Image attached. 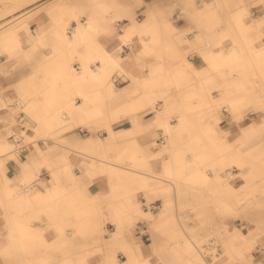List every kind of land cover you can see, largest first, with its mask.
Instances as JSON below:
<instances>
[{
	"label": "bare ground",
	"instance_id": "bare-ground-1",
	"mask_svg": "<svg viewBox=\"0 0 264 264\" xmlns=\"http://www.w3.org/2000/svg\"><path fill=\"white\" fill-rule=\"evenodd\" d=\"M28 1L34 2L37 0ZM88 1V4H85L83 1L69 4L64 0H57L52 5H49L51 9L63 11L61 16L66 15L69 17L67 20L60 17L56 21L57 24L63 26L64 33L67 32L68 28H71L73 36H66L70 44L80 46L84 41L88 42L89 40L93 42V35L99 28H103L112 22L116 23L120 21V18L124 17L127 18V22L123 26L121 24L124 30L122 34L118 35L117 44L109 50L101 49L102 56L100 58L102 64L97 67L96 72L89 68L88 62H84L82 60L83 57L80 56L78 60L82 63V70L79 73L74 72L75 75L94 76V74H99L108 77L115 70L124 72L123 62H125L128 55L124 57L120 55L113 56V48L121 50L123 45L130 44L134 53L141 49L144 53H147L149 48L158 45L165 37L167 40L166 46L171 49L172 57H175V59L181 57L185 51L181 52L177 47L182 42L188 43L189 48L187 50H196L195 52L198 56L197 63H203L202 68H196L194 64L192 66L198 74L207 75L213 72H231V82L222 86L223 92L220 96H210L209 94L211 93H206L207 90L199 94H184L183 105L187 108L185 112L195 108H204V113H206V115L201 117L204 120L202 130L197 134L191 135L186 142L184 150L189 151L188 153L191 154L188 156L187 153V160L184 161L185 151L173 149L175 142L172 136L185 127V124L189 121V116H187L188 114H181L177 116L178 124L171 123L168 114L171 112V107L173 106L172 99L167 96L166 92H159L156 89L160 85L158 84L159 81H163L164 78L167 80V77L171 76L178 77L182 73H185L188 68L179 62L170 72L163 65L151 66L145 78L131 73L134 77H131L133 81L126 94L130 96L131 94L141 92V95L135 101L133 107L130 109L125 108L126 110L122 115L121 121L129 122L130 126L128 128L139 127L142 129L143 131L140 134L143 136L140 140H133L134 143L127 146L123 151V156L126 158L124 162H127L130 167L124 164L112 163L103 151V143L101 141L96 142L90 138L78 141L74 148L68 147L69 152L64 153L62 156L65 170L71 167L69 159L70 151L77 150L82 157L84 156L83 154L91 157L84 171L89 176L97 177L98 179L96 178L95 180L105 188H111L115 191L123 190V194H106L104 198L109 209H112L116 214L122 213V216L126 214L129 219L133 216L152 217L151 214L144 213L133 207L131 193L135 189L147 188L154 192L166 194L168 197L166 203L169 205L171 186L177 185L181 180H185L188 184L201 188H208L213 185L218 186L223 194L215 197L214 203L222 209L230 208L231 195L239 197L233 204H240L251 193L252 188L248 185V180L240 186H233L228 180V178L233 177V170L227 172L226 177L224 168L225 165L231 166L232 163H235L243 171L248 170L249 174L252 173L255 164L252 157L255 155L264 156V108L258 120L245 124L236 133V138L240 139L242 143L252 145L245 151L247 156L243 154H236L234 156L224 155L227 149L224 141L228 136V132L222 131L220 135H217L214 131L216 128L220 129L221 127L222 118L218 113V108L222 103L229 105L230 113L234 115L235 120H242L243 108L247 104L248 99L253 97L259 98L264 91V86L258 79L264 76V40L262 39L263 31L260 28L264 18H258L253 23L246 24L245 18L249 11L246 0H168L169 2L167 3H164V0H150L146 4L147 18L141 22L137 21L135 17L136 12L134 8L136 4L132 1L140 2L143 0ZM0 2H4L5 6L12 4L16 8L19 6L21 0H0ZM86 8L90 11V17L87 20H83L81 16ZM167 8H169L168 10L172 15L175 11H178V16L182 18L177 17L169 20L167 18L168 14L165 13V9ZM110 11H112V16L107 19L99 18L102 12L110 13ZM219 16H229V19H221ZM181 20L197 23L199 32L196 33L193 40L187 38L183 33L186 25L181 24ZM29 22V20H25L21 25L5 26L0 31V48L8 50L10 45L16 43L18 40V29L24 28ZM68 22L75 23L73 26L68 27ZM203 29L205 35L202 34ZM164 30H166L165 32L168 36L163 34ZM177 31L182 33L177 34ZM255 31L257 32L254 33ZM148 32L151 33L150 40H145L143 36ZM255 37H258V45L254 44ZM226 40H231L230 46L224 44ZM97 51L94 50L98 54ZM160 53V51L156 52L159 55ZM98 57L93 56V59ZM110 88H108V92L111 91ZM195 97L197 100L194 99ZM158 104L159 109H157ZM97 111L92 109V114L90 115L92 120L99 117V114L96 113ZM140 111H144V114L137 115L136 112ZM148 113H152V116L148 118V124L145 125L142 119H146V114ZM60 115L59 118H61ZM35 118L38 122L43 120V116L41 115L35 116ZM159 129L162 131L158 133ZM41 133L47 135L48 130H42ZM129 133L133 134L132 132H128L127 134ZM163 136L167 137V144H164L165 139L162 142H157ZM206 139L220 142L219 144L213 143L214 148H208L206 142H204ZM10 147L11 144L7 142L0 143V155H2L1 152L9 150ZM158 152L167 155L170 161L157 165L159 168H154L152 167L153 165H149V162ZM138 157L141 160L143 169L146 170L145 173L140 172L138 174L133 168L135 165L134 159ZM1 160L0 170L3 169L4 165ZM47 166L52 168V165L48 164ZM23 169L32 171L33 168L30 164H25ZM208 171H211L213 176H208ZM224 177L228 181H223ZM72 181V186L78 185L77 179H72ZM51 184L48 185L44 193V195H47L44 197L45 211H51L52 204L66 203V207H61L63 210L59 211V217H64L63 215L69 214L71 211L72 214L75 210L74 204L78 203L77 197L72 201H68L67 195H64L62 190V188L67 187H60L53 180H51ZM87 200L84 201L85 204L83 206L85 209L83 213L75 211L74 218L76 220H81L82 215L85 213L93 215L89 210L90 204L94 200L89 198ZM165 214L162 211L159 213V221L162 220V216ZM123 228V226L119 225L115 236L123 237L125 234ZM95 230V228H89L88 233L93 235ZM171 236L167 245L169 250H167L177 257L155 259L150 264H156V262L161 264H242L248 259L247 253L253 244V230H249L247 233L235 230L231 235V242H229L228 238L223 240V238L218 237V246L215 245L209 250L205 248L204 240L191 237L187 233H183L182 235L178 228L172 229ZM128 245L131 247L129 242ZM153 249L151 245L138 246L136 250L140 258H133V253L129 252V260L125 264H148V260L141 259V257H146L148 254L152 255ZM126 250L131 251L132 249L127 248ZM204 255L212 256V262L208 263ZM237 256L241 258L239 259V263ZM72 263L71 259H65L62 264ZM113 264L119 263L114 261ZM261 264H264V262Z\"/></svg>",
	"mask_w": 264,
	"mask_h": 264
},
{
	"label": "crops",
	"instance_id": "crops-1",
	"mask_svg": "<svg viewBox=\"0 0 264 264\" xmlns=\"http://www.w3.org/2000/svg\"><path fill=\"white\" fill-rule=\"evenodd\" d=\"M149 1L150 0H143L140 2L132 1L136 6L141 3L145 4V16L142 20L137 21L141 22L147 18L146 4ZM83 2L85 4L89 3L88 0H83ZM167 2L169 1L164 0V3ZM247 2H249V0ZM168 9L169 8L165 9V13L168 14L167 18L169 20L177 17L182 18L178 16V11H175L172 15ZM46 10L51 11L55 9H51V6H48ZM249 11L251 12L252 18L249 19L246 17V24H251L258 18H264V3L250 6ZM59 12L60 15L57 19L63 17L67 20L69 18L66 15L61 16L63 11ZM111 12L112 11H110V13L102 12L99 18L107 19L112 16ZM89 17L90 11L86 8L81 18L87 20ZM135 17L137 19V14H135ZM219 18L229 19V16H219ZM48 19L49 17L44 14L36 16L35 20L31 21L30 26L29 22L24 28L18 29V40L16 43L10 45L8 50L0 48L1 53L4 52L7 54V59L4 61L2 60L3 56L0 57V89H6L3 93H1L0 90V143L7 142L11 145L13 143L16 145V141L13 138V136L16 135L21 144L28 143L24 142L21 132L32 131L26 124L32 127L36 126L37 123L35 120L31 119V115L43 116V120L38 122L37 131L41 133L42 130H48L49 134L52 127L63 121L68 113L73 122L71 121L66 127L72 128L80 122L95 125L101 119L105 120L107 118L106 116L111 112L116 115L119 113L123 115L126 110L124 107L123 109L118 108L119 106H117V103L129 101L127 99L130 97H127L126 94L120 91L123 90L126 93V91L130 89L133 81L132 79L127 86L121 85L120 87L121 80L118 78L117 82L114 81L116 75H112L111 80L115 82L112 81L115 87L122 88L118 91L114 89L110 83L109 79L112 73L108 77L99 74H94V76L74 74V72L79 73L82 70V63L78 60L80 56L83 57L82 60L84 62H88L89 68L96 72L97 67L102 64L100 58L102 56L101 49L109 50L112 46L116 45L117 37L119 34L123 33L124 29L115 32L114 23L112 22L95 31L93 35L95 44L94 40L93 42L88 40V42L84 41L82 45L76 46L70 44L66 39V36H73L71 28H68L67 32L64 33L62 29L63 26L57 24L56 19L54 22L56 43L41 47L39 43L43 40V35L48 29ZM123 19L126 20L127 18H120V20ZM68 23V27L74 25L72 22ZM180 23L186 25L183 33L187 38L193 40L196 33L199 32L197 23L194 21L185 22L184 20H181ZM217 28L219 27L217 26ZM260 28L264 31V21ZM165 31L166 30H164L163 34L168 36ZM256 32L257 31L254 33ZM181 33L182 32L177 31V34ZM150 36L151 33L148 32L143 37L145 40H150ZM262 39L264 40V37ZM166 42L167 40L164 37L158 45L149 48L147 53H144L142 49L134 53L130 44H125L121 50L113 48L112 55H120L122 57L128 55L125 62H123L124 73L129 74L130 77H134L131 73H134V66L138 61L143 62L147 60L145 64L148 66V69L151 66L160 65L165 66V68L167 67L163 60L166 56L171 59L172 55L171 49L166 46ZM93 44L94 47L92 48ZM224 44L230 46L231 40H226ZM177 48L181 52L186 51L189 48L188 43L182 42ZM33 50L39 52L34 57L29 53V51ZM94 50H98V54L95 53ZM157 51L161 52L160 55L156 54ZM195 51L192 52L196 54V59H198ZM149 55L155 56L152 62H150L152 57H147ZM93 56L99 57L93 59ZM72 58L78 60L81 65L79 62H73ZM170 65H172L171 61ZM146 75L147 73L139 77L145 78ZM124 81H126V83L129 82L128 79ZM108 88H110L111 91L108 92ZM21 97L25 99L23 103ZM92 109L98 110L96 113L99 114V117L95 120H92L90 117ZM191 112L193 111L183 113L190 114ZM142 113L144 114V111L136 112L137 115ZM59 114H61V118H59ZM87 115L88 117H86ZM122 115H120L121 119ZM148 118L142 119L145 125L148 124L145 122ZM105 123L109 126L106 127L108 130H111V133L107 132L108 134L104 139L97 136H92L91 139L103 143V151L107 158L111 156L109 155L108 148L118 143L117 139L119 137H125L128 132L133 133L136 129L139 134V127L128 128L130 124L127 121L122 122L121 125L123 126L124 123V127L118 128L117 130L114 129L111 124H108V122ZM8 130H11V132L13 130L14 132L10 133L6 139L5 132ZM81 130H84V128L78 126L73 129V131H77V133H66V143L58 144L57 146L65 148L66 151H64V153H67L69 152L68 147L74 148L78 141L90 139H83L84 135L81 133ZM158 131L160 132L162 130L159 129ZM76 134L83 137L80 136V138ZM28 137L30 138V136ZM36 141L37 146H43L44 142L42 139ZM29 148L30 152L33 151L34 144L31 143ZM38 150L39 152L36 151L30 160L27 159L28 156L24 158L16 149L12 151L16 154V159L10 158L6 160V153L0 155V160L2 159L1 161L4 163L3 169L0 170V264H47L49 262L62 264L65 259H71L73 262L72 264H113L114 261L119 264H125L129 260V252L133 253V258H140L136 250L138 246L151 245L154 248V243H152L153 232L145 221L136 222L134 234L128 228V224L131 221L143 219L144 217L133 216L129 219L126 214L122 216V213L116 214L111 209L108 214L112 216L114 222L110 220L106 221V217L109 215L101 210L105 207L109 208L104 196L106 194H123L124 192L121 189L115 191L111 188H105L95 180L97 177L95 178L86 174L84 168L87 163L90 162L91 157L85 154H83L84 156L82 157L77 150L70 151L69 159L71 167H69V169L60 171V167L63 170L65 169L63 166L64 160L62 159V164L60 166H52L49 170L47 167L45 168L43 164L41 165V163L44 162L43 156L41 155L43 154V149ZM56 152V150H53L51 155H46V157H49L51 163H58V152ZM64 153L61 156H63ZM54 157H56V159H54ZM137 160L140 162L139 157ZM169 161L170 159L168 158L164 163H168ZM25 164H30L33 168L32 171L24 170L23 167ZM149 165H153L152 167L154 168H159V166L154 163L150 164L149 162ZM136 168L134 169L138 174H140V172H146L144 169L139 167ZM244 174L246 176L250 174L255 175L250 177L251 179L249 178L248 185H250L252 189L257 188L258 193L253 196L248 195L245 199V203L243 200L238 205H234L233 203L235 202L232 200L231 206L228 209L220 208L214 203V198L216 196L213 198L211 197L210 200L215 204V209L213 207L210 208L211 213L207 210L205 219L211 221L209 223L211 225H219V212H229L232 215V213L238 212L239 206H241V208L245 206L246 212H243L241 215L246 216L248 220H233L231 216V224L235 222V224L245 230L246 233L249 230H253V242L259 241V243L264 244V169L262 168L258 172L252 171V173L249 174L248 171L245 170ZM208 176L211 177L213 174H208ZM56 178L58 179V182L56 181L58 186L67 187L62 188V190L63 194L67 195L66 198L68 201H72L76 197L78 199V203L74 204V212L71 214V211L69 214L63 215L64 217H59V211L63 210L61 207H66V203L52 204L51 211L48 212L44 209V193L46 192V188L41 186L39 182H41V180L49 181ZM72 179H77V186L71 185L73 182ZM90 179L95 180L96 183L92 182ZM244 183L245 181L243 180L240 184L242 185ZM94 184L97 188H100L96 193L90 191V187ZM217 187L218 186L213 185L208 188H200L205 191H213V188ZM140 189L141 188H137L131 193L133 207L138 210L140 209L136 195ZM222 194L223 192L220 190L218 196ZM87 198L94 200V202L90 204L89 210L93 215L91 216V214L88 215L85 213L82 215L81 220H76L74 218L75 211L84 212L85 208L83 205L85 204L84 201H88ZM179 206L180 205L175 204L173 207L177 219H179L178 211L181 209ZM142 212L150 213L152 216L159 215V211L153 214L143 210V208ZM187 213L188 209H185V221L187 220ZM158 222L161 224V222H164V219L161 221L158 219ZM119 225L124 227L123 232L126 238L124 235L123 237L115 236ZM179 225L182 226L181 221H179ZM74 226L75 233L73 234L71 231ZM89 228L96 229L93 235L88 233ZM107 230H109L110 233H107ZM135 238L140 239L135 240ZM219 238L225 240L228 237L226 236L224 238L220 235ZM229 238L231 241V236ZM201 239H203V237H201ZM127 241L131 244V247L128 245ZM147 241L149 242L148 244L146 243ZM76 243H78L79 247H81L80 245L82 244L93 243L100 251L90 256L86 251L87 248L85 249L84 246L83 249L78 248L77 251ZM127 248H131L132 250H126ZM176 257L177 256H174L171 251L153 249L152 255L148 254V256L141 257V259H147L148 264H150L153 260L158 258L170 259ZM207 257L212 259L210 255ZM156 264L161 263L156 262Z\"/></svg>",
	"mask_w": 264,
	"mask_h": 264
},
{
	"label": "rangeland",
	"instance_id": "rangeland-1",
	"mask_svg": "<svg viewBox=\"0 0 264 264\" xmlns=\"http://www.w3.org/2000/svg\"><path fill=\"white\" fill-rule=\"evenodd\" d=\"M54 1L57 0H37V1H26V0H21L19 6H17L16 8L12 5V4H8L7 6H5L4 2H0V31L6 26H10V25H21L23 24V22L25 20H29V26L31 24V21L35 20L36 16H39L41 14H44L46 16L49 17V21H48V31L46 30L44 35H43V40L39 43L41 47L46 46V45H50V44H54L56 43V39H55V20L58 18V16L60 15L59 10L55 9V10H46V7H48L49 5H52V3ZM65 2L69 3V4H73V3H80L83 0H64ZM147 1V0H144ZM248 0H246V3L248 5V7L250 6H255L258 5L259 3H264V0H249V2H247ZM25 2V4H24ZM144 3H141L137 6H135L134 10L137 14V20H142L145 16V12H144ZM12 8V9H9ZM247 17L249 19L252 18L251 12L248 11V15ZM127 20L123 19L120 20L116 23L113 24V26L115 27V32H118L119 30L121 31L122 26L124 23H126ZM75 22H72V24H74ZM122 24V26H121ZM251 31V30H250ZM199 34V33H198ZM202 34L205 35V31L204 29L202 30ZM264 37V31H263V36ZM254 44L258 45L259 44V40L258 37L254 39ZM29 53L32 54V56L34 57L37 53L36 50L33 51H29ZM3 56L2 60H6L7 59V54L6 53H1L0 52V57ZM147 57H152V59L150 60V62H152L155 59V56L153 55H149ZM160 57V56H157ZM187 58V59H186ZM147 59V58H146ZM73 62H79L76 59L72 58ZM147 61V60H146ZM145 60L143 62L138 61L136 62V65L134 66V75H139V76H143L147 73L148 71V66L145 64L146 62ZM149 61V60H148ZM166 63V68L169 69L168 72H170V70L172 68H175L176 64L178 65V63H182L184 67L188 68V70L185 73H182L180 76L178 77H167V80L163 81H159L158 84H160L158 86V88L156 90H158L159 92H166L167 96L169 98L172 99L173 102V106L171 107V112H169L168 114V118L169 121H171V123H177V116L181 115V114H186L183 113L185 112V110L187 108L184 107L183 102H184V94H191V93H195V94H199L201 92H205L206 93H211L209 94L210 96H220L222 94V86L231 82V72L229 73H208L207 75H203V74H198L196 72V70L194 68H192V66L196 65V68H202L203 64L202 63H197V59H196V54L192 52V50H186L181 57L176 58L172 57L171 59L166 56L163 60ZM170 61L172 63V65H170ZM79 64L81 65V63L79 62ZM194 64V65H193ZM175 66V67H174ZM165 67V66H164ZM112 75H116L119 76V80H121V85H126L129 84L131 82V77L129 74H126L124 72H120V71H114L112 72L111 76H110V83L112 85V87L118 91H120L119 87H115V85L113 84V80L112 79ZM113 76V77H114ZM128 79L129 82L126 83V80ZM261 83L264 86V76L259 77L258 78ZM113 81V82H112ZM115 83V82H114ZM179 89V90H178ZM1 93H3L6 89L1 88ZM16 90L18 91V89L16 88ZM120 92H123L124 94L125 91L121 90ZM180 94V95H179ZM141 95V92H138L137 94H131L130 96L126 94L127 97H130L129 101H125L123 103H117L119 106L118 108H126V109H130L131 107L134 106L135 101L138 99V97ZM22 98V103L25 101V99L23 97ZM195 100H197V98H194ZM260 100V101H259ZM261 102V103H260ZM263 104V105H262ZM264 108V91L261 93V96L259 98H250L247 101V104L245 105V107L243 108V118L242 120H235L234 119V115L232 113H230V107L229 105L222 103L219 108H218V113L221 115L222 121L220 123V129L216 128L214 132L217 133V135H220V132H228V136L225 139V144H226V151L224 152V155L226 156H234L236 154H243L244 156H247L245 153L246 149L250 148L252 145H250L249 143H242V141L240 139L236 138V133L238 132V130L243 127L245 124L252 122L253 120H258L260 115L262 114V110ZM157 109H159V104L157 105ZM26 110V109H25ZM204 108H195L190 114H188L187 116H189V121L187 122V124H185V127L178 132L177 134H173V140H174V147L173 149L176 151H181L185 149V145L186 142L188 141V139L190 138L191 135L193 134H197L200 132V130H202L203 128V119L201 118L202 116L206 115V113H204ZM189 111V110H188ZM187 111V112H188ZM68 113V111H67ZM120 115H122L121 113L118 114V116L114 113H109L106 117V119H101L97 124L95 125H90L88 123H77L74 127L72 128H67L66 125L69 124L71 121L73 122V120H71V118L69 117V113L66 114V117H64L63 121H61L60 123L54 125L51 129V132L47 135L45 134H41L37 131V127H38V121L35 118V115H31V119L35 120V122L37 123L36 126H31L29 124H26L28 128H31L32 131L31 132H21V134H23V139L24 142H29V141H35L33 142L34 144V148L33 151H31L28 154V160H30V158L32 157V155L37 151L39 152L38 149H43V154H41L43 156V160L44 162L41 163V165L43 164L45 166V168L47 167L49 170L51 169L49 165L52 166H60L62 164V154L64 153V151H66L65 148L62 147H58V144H65V134L66 133H77V131H73L74 128L81 126L82 128H84V130H88V135L87 136H81L83 137V139H87V138H91L92 136H97L100 137L101 139H104V137L108 134L111 133V130H108L107 124L105 122H108V124H111V126L114 129H120L121 127H124V123L123 126L121 125L122 122L125 121H121V117ZM117 116V118H116ZM152 116V113H148L146 114V118ZM201 118V120H200ZM149 120L147 119L145 122L147 123ZM200 121V122H199ZM75 122V121H74ZM105 123V124H104ZM107 126V127H106ZM133 131V130H131ZM143 130L139 128V134L137 133V129L133 131V134H127V136L125 137H119L117 139L116 144L112 145L111 147L108 148L109 151V155H111L110 157H108L110 159L111 162L117 163V164H124L125 166H129L127 162H124V160L126 159L123 156V151L124 149L129 146L132 145L134 143V141L136 140H140L141 134L140 132H142ZM12 132H14L12 130ZM11 130H8L5 132V138L7 139V136L12 133ZM108 132V133H107ZM159 133V131H157ZM78 137L79 134H76ZM17 136V135H16ZM30 136V138L28 137ZM80 137V138H81ZM38 139H42L44 144L43 146L39 147L37 146V141ZM136 139V140H134ZM165 139V143L167 144V137L163 136V140ZM134 140V141H133ZM128 142V143H127ZM157 142L159 143V141L157 140ZM204 142H206L207 147L214 148V144L213 143H218L220 141H212L211 140H204ZM163 144V143H162ZM264 144V142H263ZM50 145V146H49ZM15 149V145L14 143L11 145V147L9 148V150L1 152V153H8L5 155L6 160L10 159V158H14L16 159V154L13 153L12 151ZM53 150H56L58 152V163H51V161H49V157H46L47 154H50L53 152ZM185 151V150H184ZM56 152V153H57ZM189 151H185V156L183 158V160H187V157L191 154L188 153ZM71 153V152H70ZM188 153V156H187ZM51 157V156H50ZM169 157H167V155L162 154L160 152H158L157 154H155V156L150 159V164L154 163L156 165L158 164H162L165 161L168 160ZM54 159H56V157H54ZM254 164V168L252 169V171H259L260 169H264V156H260V155H255L252 157ZM51 160V158H50ZM134 163L135 165L133 166V168L139 167L141 169H143L142 165H141V160L139 162V160L134 159ZM139 163V164H138ZM137 169V168H136ZM246 169V168H245ZM230 170H233V177L228 178L229 183H231L233 186H240L241 182L244 180H249L250 177L255 176L250 174L249 176H246L243 172L242 169H240L238 167L237 164L232 163L231 166L230 165H225L224 168V173L226 174L227 177V172H229ZM60 171H65V169L63 170L60 167ZM146 171V170H145ZM248 171V170H247ZM208 174H212L210 171H208ZM251 179V178H250ZM53 180V182H58V179H51ZM51 180L47 181V180H41L40 185L45 187L47 189L48 185L51 184ZM92 182H95V180L90 179ZM228 181L227 178H223V181ZM60 181V180H59ZM96 183V182H95ZM52 185V184H51ZM98 185V184H97ZM100 188H97V186L94 184L90 187V191L92 193H96L97 191H99ZM67 191V190H66ZM258 193V189L257 188H253L251 190V193L248 195H254ZM220 194V190L219 188H213V191H205V190H201L200 187L195 186V185H190L187 183V181L185 180H181L177 185L175 186H171V194L169 196V200H170V204L167 205L166 203V199L168 198L166 194L163 193H158V192H154L153 190H149L147 188H141L139 190V192L137 193V200H138V206L139 209L142 211L141 208V202H151V201H157L159 203H161V210L158 212L160 213L165 212L166 214L164 216H162V219H164V222L161 224H159L158 219H159V215H155L152 217H148V218H143V219H135L133 221H131L128 224V228L131 230V232L134 234L135 230L134 227L136 225V222L138 221H145L149 227L151 228L153 235H152V243H154V249L158 250V249H162L167 251V249L169 250L168 242L171 239V232L172 229L174 228H178L180 233L183 235V233H187L189 236L191 237H196L199 238L200 240H204V246L207 249L208 247L212 248L213 246L217 245L218 246V237L219 234L222 235L224 238L227 236L230 241L229 236L232 235V233L235 230H241L242 232H245V230L241 229L239 226H237L235 224V222H233L231 224V216L232 219H240L242 221L248 220V218L244 215H241L243 212H246L245 210V206L244 208L241 206H239L238 208V212L237 213H229V212H219L218 213V217L220 219V224L219 225H211L209 224L211 221L206 220V213L207 210L208 212L211 210L210 208H214L215 209V204L211 202V197H218V195ZM47 195H44V197ZM251 197V196H250ZM239 197L231 195V199L233 201H237ZM244 198V197H243ZM244 203H245V199H244ZM180 205L179 208H181L178 211V215H179V219H177L176 217V213L175 211H173V207L174 205ZM209 208V209H208ZM185 209H188V213H187V220L185 221ZM105 212V214L109 213V211L111 209L109 208H103L101 209ZM190 213V214H189ZM150 214V213H148ZM109 215V214H108ZM110 216V217H109ZM108 217H106V221L110 220L111 222H114L113 218L111 215H109ZM184 219V220H183ZM179 221H181L182 226L179 225ZM105 228V227H104ZM57 229V228H55ZM106 229V228H105ZM73 234L75 233V226L72 228L71 231ZM107 233H110L109 230H107ZM201 237H203V239H201ZM140 238H135V240H139ZM147 244L149 243L148 241L146 242ZM231 244V243H230ZM76 245V250L78 251V248L83 249V246L85 247L87 253L91 256L97 252H99L100 250L97 249V247L94 246L93 243L90 244H82L80 245L81 247H79L78 243L75 244ZM66 246V245H65ZM210 248H208L207 250H209ZM207 253V252H206ZM247 260L245 261V263L242 264H261L262 262H264V244L259 243V241L253 242L251 248L249 249L248 253H247ZM205 259L208 263L212 262V259L208 258L207 256L209 255H204ZM238 257V256H237ZM235 257V258H237ZM239 259H241L240 257H238V263H239ZM159 260V258L157 259ZM47 264H56L53 262H49ZM240 264V263H239Z\"/></svg>",
	"mask_w": 264,
	"mask_h": 264
},
{
	"label": "built area",
	"instance_id": "built-area-1",
	"mask_svg": "<svg viewBox=\"0 0 264 264\" xmlns=\"http://www.w3.org/2000/svg\"><path fill=\"white\" fill-rule=\"evenodd\" d=\"M119 76H116L115 77V80L117 82ZM81 133L84 135V136H87L88 135V130H81ZM14 140L16 141V145H15V149L21 153V155L26 158L30 152V148L29 146H31V143L35 142V141H30L28 143H25V144H21L20 143V140H18V137L16 136H13ZM17 138V139H15ZM159 142H162L163 141V138H159L158 139ZM142 208L143 210L145 211H149L151 213H157L158 211L161 210V203L157 202V201H153V202H150V203H146V202H142ZM144 235V234H143Z\"/></svg>",
	"mask_w": 264,
	"mask_h": 264
}]
</instances>
